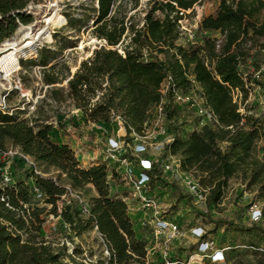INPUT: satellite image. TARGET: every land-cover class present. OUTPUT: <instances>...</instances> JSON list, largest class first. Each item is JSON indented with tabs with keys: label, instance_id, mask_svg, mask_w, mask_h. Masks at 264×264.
<instances>
[{
	"label": "trees",
	"instance_id": "trees-1",
	"mask_svg": "<svg viewBox=\"0 0 264 264\" xmlns=\"http://www.w3.org/2000/svg\"><path fill=\"white\" fill-rule=\"evenodd\" d=\"M36 1L0 0V44L33 22L28 9ZM201 1L149 0L139 24L130 15L138 8V0L131 6L126 0H95L86 25L92 16V34L103 44L74 74L67 61L59 60L63 47L55 51L46 45L36 59H21L20 64L42 68L47 87L44 102L50 101L49 106L71 105L81 112L85 125L117 129L119 116L128 136L131 129L144 131L164 97L162 85L169 79L164 98L174 139L167 152L179 157L181 171L199 183L208 204L222 201L233 178L264 201V160L258 157L264 122L248 114L246 105L241 112L233 95L239 90L244 103L254 85L264 88V73L259 79L254 75L264 67V0H218L215 12L203 17L194 39L179 44L183 36L179 21ZM247 64L254 71H243ZM173 89H197L218 124L204 126L183 139L181 109L173 104ZM49 119L42 107L30 119L0 109V152L17 147L40 167L56 172L35 174L17 159L13 163L21 167L24 177L14 174L13 182L6 184L0 174V264H147L146 242L137 237L126 203L112 193L106 164L93 162L84 168L72 146L53 134ZM155 167L159 172L158 164ZM157 178L161 185L169 184L160 173ZM33 185L43 192V202L35 201ZM67 186L89 194L88 214L74 203L60 207ZM90 186L97 195L90 196ZM47 214L55 217L60 230H68V239L96 231L110 256L88 262L77 248L70 253L66 245L54 247L41 235ZM215 223L219 227L226 221ZM256 228L262 235L250 246L259 253L254 260L234 264H264V229Z\"/></svg>",
	"mask_w": 264,
	"mask_h": 264
},
{
	"label": "rangeland",
	"instance_id": "rangeland-1",
	"mask_svg": "<svg viewBox=\"0 0 264 264\" xmlns=\"http://www.w3.org/2000/svg\"><path fill=\"white\" fill-rule=\"evenodd\" d=\"M134 0H126L129 6ZM139 6L131 11L136 17V22L142 24L145 10L149 0H138ZM95 0H37L32 4L28 12L33 15V22L24 25V30L19 29L12 37L0 44V59L7 53L15 51L21 59H36L38 51L44 46L53 50L63 47L65 50L59 60L67 61L72 67L74 74L81 62L87 59L94 49L99 48L102 41L92 34L93 12L91 7ZM218 0H203L194 9L189 10L183 17V36L179 44H185L190 34H195L203 17L215 12ZM92 15L86 25V15ZM64 18L63 21L59 18ZM75 22L72 24L70 20ZM58 22V23H57ZM21 26L20 28H22ZM187 38V39H186ZM32 41L36 51L25 56L19 51ZM10 43L13 46L9 45ZM15 45V46H14ZM254 71L247 64L243 69ZM42 68L32 65L24 68L20 64L8 77H0V109L9 113L18 114L20 119H30L38 112L40 107L50 116L49 121L53 123V134L59 135L61 143H68L71 146L96 150L106 142L107 137L115 134L114 125L92 126L85 125L79 119L78 111L69 104L49 106L46 99V86L43 84ZM264 73V67L261 69ZM23 79L29 88L23 84ZM66 85V82L63 84ZM242 101L243 100H239ZM248 109L247 113L254 115L264 122V88L254 85L247 99L244 101ZM180 135L186 139L195 130L201 129L200 118L193 111L189 114L181 110L179 117ZM88 151V149H87ZM258 157L264 160V139L259 142ZM9 168L16 177H24L23 170L13 162L8 161ZM41 170L51 172V168L40 167ZM170 186L161 192L163 209L168 211L173 218L179 219L183 224V231L187 234L180 243L171 246L169 254L173 258H185L188 251L193 247L194 240L189 235V228L195 225H203L211 233L218 247L230 248L227 251L228 264H234L238 260H254L259 251L250 245L256 242L261 232L256 228L264 229V201L254 190H249L238 178L230 180L226 194L219 204H208L206 195L200 188L191 190L189 184L196 182L193 176L168 177ZM197 183V182H196ZM84 194V193H83ZM85 200L89 194L83 195ZM46 206L45 203H40ZM257 205L256 219L253 218L252 207ZM48 210L51 208L47 206ZM202 213V214H201ZM214 221V222H213ZM226 221L219 227L215 222ZM230 223H233L232 225ZM45 229L41 235L45 237L54 247L66 245L71 253L77 248L88 262H100L106 257L103 238L96 232L85 233L80 238L68 239L65 234L68 230H60L55 217L45 215ZM252 229V233L247 231ZM161 254V249L156 250ZM157 261V258H156Z\"/></svg>",
	"mask_w": 264,
	"mask_h": 264
},
{
	"label": "built area",
	"instance_id": "built-area-1",
	"mask_svg": "<svg viewBox=\"0 0 264 264\" xmlns=\"http://www.w3.org/2000/svg\"><path fill=\"white\" fill-rule=\"evenodd\" d=\"M183 14V13H182ZM180 29L184 33L183 19L179 21ZM195 34H190L188 40L194 39ZM260 71L255 72L259 79ZM246 76V75H245ZM248 88V83L246 84ZM170 88V81L167 79L161 92L164 97ZM234 100L239 103L241 112H245L246 103H242V94L239 90L233 91ZM154 108L153 116L146 124L142 133H137L134 129L128 136V131L123 125L122 119L117 116V129L115 134L107 137L106 142L96 150L73 146L76 157L84 152L92 153L90 162H101L108 167V183L114 195L121 198L127 205L128 214L131 217L134 228L139 239L146 242L147 264H228L227 251L230 248H220L216 245L210 231L203 225H195L189 228L188 232L194 245L188 251L185 258L171 257V246L180 243L187 234L183 231L182 222L173 218L168 211L163 209L161 192L168 189L158 181V173L168 181V177L190 175L180 169V159L178 156L167 152V147L174 139V133L167 119L165 108L166 99ZM173 104L184 113L195 112L200 118V127L216 126L217 117L206 105L203 97L197 89L189 92L173 89ZM92 126H102L91 124ZM180 127V126H179ZM22 160L25 166L33 173L52 176L55 173H44L40 166L27 154L17 147H9L6 151L0 152V174L6 184L14 180V173L8 166V161ZM158 164L159 172L155 171ZM192 176V175H191ZM196 181V180H195ZM31 183L32 179L30 180ZM197 182V181H196ZM189 184L191 190L200 188L199 183ZM68 192L63 197L69 204H76L78 210L83 214L89 213L88 203L81 192L67 186ZM35 201L44 200L43 192L35 185L32 187ZM202 190V189H201ZM253 218L260 214L257 205L252 207ZM161 249V254L156 250ZM106 257L110 252L105 248ZM157 258V261H156ZM91 262V261H90Z\"/></svg>",
	"mask_w": 264,
	"mask_h": 264
},
{
	"label": "bare ground",
	"instance_id": "bare-ground-1",
	"mask_svg": "<svg viewBox=\"0 0 264 264\" xmlns=\"http://www.w3.org/2000/svg\"><path fill=\"white\" fill-rule=\"evenodd\" d=\"M61 21L64 20V18H59ZM58 23V22H57ZM24 26L21 29V31L24 30ZM9 45L13 46L12 43ZM15 46V45H14ZM36 51V47L34 46L32 41H28V43L19 51V53L24 54L27 56L28 54H32ZM20 66V61L18 58V54L15 51H11L7 54H5L0 59V77H8L11 73H13L17 68Z\"/></svg>",
	"mask_w": 264,
	"mask_h": 264
},
{
	"label": "crops",
	"instance_id": "crops-1",
	"mask_svg": "<svg viewBox=\"0 0 264 264\" xmlns=\"http://www.w3.org/2000/svg\"><path fill=\"white\" fill-rule=\"evenodd\" d=\"M78 116H79V119H80V114H81V112H79L78 111ZM56 137H58L59 135H55ZM59 138V137H58ZM92 156V153H89L88 154V152H84L82 155H80V156H78V160H79V162L81 163V165L84 167V168H89L91 165H92V163L90 162V157ZM50 173H56L53 169H52V171L50 172ZM90 188L92 189L91 190V192H90V196H95V195H97V192H96V190H95V188L93 187V186H90ZM88 198H89V196H87ZM87 200H89V199H86V201ZM65 202V203H64ZM61 201L60 202V207L62 208L63 207V205L64 204H66V205H68L69 203L67 202V201ZM71 204H73V203H71ZM53 216V215H52ZM54 217V216H53ZM45 229V228H44ZM43 229V230H44Z\"/></svg>",
	"mask_w": 264,
	"mask_h": 264
}]
</instances>
